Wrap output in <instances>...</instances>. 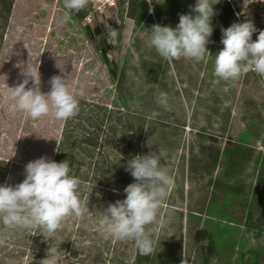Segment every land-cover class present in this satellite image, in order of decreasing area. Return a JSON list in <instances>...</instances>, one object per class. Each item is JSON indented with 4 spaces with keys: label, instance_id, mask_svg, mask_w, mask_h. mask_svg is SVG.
Instances as JSON below:
<instances>
[{
    "label": "rangeland",
    "instance_id": "374dc122",
    "mask_svg": "<svg viewBox=\"0 0 264 264\" xmlns=\"http://www.w3.org/2000/svg\"><path fill=\"white\" fill-rule=\"evenodd\" d=\"M195 3L152 0L150 14L147 0H129L89 24L72 17L63 22V0H16L0 60V160L22 171L41 157L54 160L64 128L65 121L52 117L28 118L9 99L8 87L23 81L27 62L39 66L42 92L50 91L52 76H65L74 91L84 89L78 99L108 106L116 118L123 114L130 119L127 130L136 133H124L111 145L117 165L106 180L84 182L80 198L88 213L66 218L48 241L35 230H27L22 240L14 230L1 233L0 264H39L49 245L59 244L58 264H136L132 241L105 239L98 231L100 211L125 199L124 189L135 182L120 157L130 136L142 141L145 155L162 151L161 163L175 179L159 213L165 223L150 231L155 251L145 255L148 264H253L251 252L257 249L264 264V222H259L264 215V81L254 71L234 84L213 75L222 29L244 22L243 15L264 28V1L213 5L206 61L169 62L147 47L158 13L166 16L165 26L175 28L180 14L191 13ZM88 26L91 32L99 26L102 34L89 36ZM257 36L258 30L254 41ZM104 44L112 47L109 60L121 72L118 85L99 52ZM32 86L30 81L27 87ZM161 92L167 94L166 107L158 102Z\"/></svg>",
    "mask_w": 264,
    "mask_h": 264
},
{
    "label": "clouds",
    "instance_id": "9594fccd",
    "mask_svg": "<svg viewBox=\"0 0 264 264\" xmlns=\"http://www.w3.org/2000/svg\"><path fill=\"white\" fill-rule=\"evenodd\" d=\"M147 2L152 14V0ZM219 2L196 0L191 13L180 14L175 28L153 25L150 31L147 30V47L169 62L182 58L206 61L211 54L207 45L213 34L212 17L216 14L213 5ZM87 5L88 0H63L66 9L63 22H68L72 14H78ZM255 32L257 29L251 20L222 29L223 48L215 54L214 60L213 75L216 78L234 84L249 71H254L264 81V30L259 31L254 41ZM20 75L23 81L15 87H8L9 99L28 118L52 117L67 121L79 114L78 97L83 98L85 91L83 88L74 91L65 76H52L50 91L44 93L40 90L39 66L27 62ZM30 81L31 88L27 87ZM167 100V94L161 92L158 102L166 107ZM162 158L164 153L158 150L129 159L126 171L135 182L124 189L125 199L110 203L100 211V234L105 239L132 241L141 255L155 251L150 231L163 227L165 221L160 219V209L175 185L174 177L161 163ZM80 184L81 180L70 174L68 160L58 163L44 156L28 162L22 182L0 186V224L5 234L15 229L35 230L48 241L62 229L66 218H82L89 212V207L79 196ZM154 225L157 227L153 228ZM59 245H49L46 257L39 264H58Z\"/></svg>",
    "mask_w": 264,
    "mask_h": 264
},
{
    "label": "trees",
    "instance_id": "16d2710c",
    "mask_svg": "<svg viewBox=\"0 0 264 264\" xmlns=\"http://www.w3.org/2000/svg\"><path fill=\"white\" fill-rule=\"evenodd\" d=\"M15 2L16 0H0V60L4 52ZM238 9L240 10V8ZM234 11H237L236 8ZM88 14L89 7L87 5V7L78 14H72V18L77 22L83 23ZM136 19L140 21L142 17H137ZM157 23L165 26L167 23L166 16L158 13ZM88 28L90 27H86L89 36L95 34L100 36L102 34V30L99 26L96 27L95 32H91ZM256 29L258 30V34L259 31L264 30L262 27H256ZM111 51L112 47L109 45L104 44L99 48L103 62L109 66V73L112 80L118 85L121 72L119 67L109 60ZM79 100L80 112L75 118L65 121L61 138L56 148L54 161L59 163L68 160L70 174L81 180L78 190L80 196L82 194L84 182L89 179L106 180L107 174L110 173L108 170L111 171L115 169L117 160H115L116 156L114 154L116 150L111 146L113 142L122 136L124 137V133L128 135L129 133L136 132L127 130L129 125H131L130 119L123 114L120 113V116L116 118L115 111L109 109L108 106H100L82 99ZM119 129H123V131L121 132ZM128 139L129 141L126 149L120 154L121 159L123 157L121 162L125 166H127V161L134 156L145 155L141 140H138L134 136H130ZM139 139H141V137ZM124 175L125 179L127 174ZM24 178L25 171H22L20 165L12 163L11 161L0 160V186L5 184L14 186L22 182ZM124 186L127 185L125 184ZM260 221L264 222V215L259 222ZM14 231L17 240L25 239V235L28 232L23 229H15ZM1 233H4L2 224H0V235ZM251 255L253 264H259L260 259L259 257L257 259V256L262 255L261 250H253ZM147 261L145 255H141L137 250L136 264H148Z\"/></svg>",
    "mask_w": 264,
    "mask_h": 264
},
{
    "label": "built area",
    "instance_id": "2783aa9c",
    "mask_svg": "<svg viewBox=\"0 0 264 264\" xmlns=\"http://www.w3.org/2000/svg\"><path fill=\"white\" fill-rule=\"evenodd\" d=\"M262 3L264 0H260ZM129 0H88L89 14L85 18V23H92L95 17L106 16L108 13L118 11L122 6H128ZM154 9V6H151ZM235 10V8L233 7ZM243 15L242 19L246 20Z\"/></svg>",
    "mask_w": 264,
    "mask_h": 264
},
{
    "label": "crops",
    "instance_id": "0c3cea01",
    "mask_svg": "<svg viewBox=\"0 0 264 264\" xmlns=\"http://www.w3.org/2000/svg\"><path fill=\"white\" fill-rule=\"evenodd\" d=\"M258 257H259V259H260V261H261V257H262V255L261 256H257V259H258ZM257 262H258V260H257ZM258 264V263H257ZM260 264V263H259Z\"/></svg>",
    "mask_w": 264,
    "mask_h": 264
}]
</instances>
